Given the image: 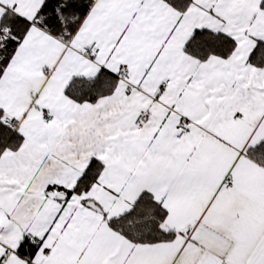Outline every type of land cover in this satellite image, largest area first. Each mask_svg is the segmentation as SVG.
<instances>
[{
  "label": "snow or ice",
  "instance_id": "obj_1",
  "mask_svg": "<svg viewBox=\"0 0 264 264\" xmlns=\"http://www.w3.org/2000/svg\"><path fill=\"white\" fill-rule=\"evenodd\" d=\"M0 264H264V0H0Z\"/></svg>",
  "mask_w": 264,
  "mask_h": 264
}]
</instances>
